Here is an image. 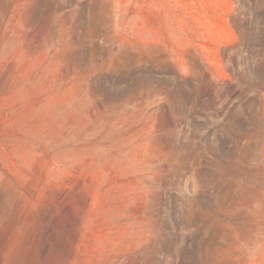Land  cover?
I'll use <instances>...</instances> for the list:
<instances>
[{
	"label": "rangeland",
	"instance_id": "374dc122",
	"mask_svg": "<svg viewBox=\"0 0 264 264\" xmlns=\"http://www.w3.org/2000/svg\"><path fill=\"white\" fill-rule=\"evenodd\" d=\"M0 264H264V0H0Z\"/></svg>",
	"mask_w": 264,
	"mask_h": 264
}]
</instances>
